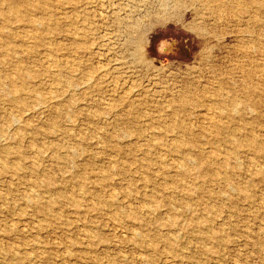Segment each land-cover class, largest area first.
Returning <instances> with one entry per match:
<instances>
[{
    "label": "rangeland",
    "instance_id": "374dc122",
    "mask_svg": "<svg viewBox=\"0 0 264 264\" xmlns=\"http://www.w3.org/2000/svg\"><path fill=\"white\" fill-rule=\"evenodd\" d=\"M0 264H264V0H0Z\"/></svg>",
    "mask_w": 264,
    "mask_h": 264
}]
</instances>
